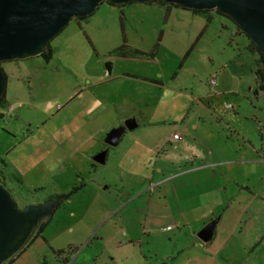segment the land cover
<instances>
[{
  "label": "rangeland",
  "instance_id": "1",
  "mask_svg": "<svg viewBox=\"0 0 264 264\" xmlns=\"http://www.w3.org/2000/svg\"><path fill=\"white\" fill-rule=\"evenodd\" d=\"M108 1L49 41L48 62L1 63L16 116L0 109V138L12 130L10 158L25 174L10 188L18 209L83 185L52 215L44 231L51 248L39 254L34 244L12 264H264V92L256 94L249 39L217 9L208 16ZM124 42L142 55L118 57ZM179 128L184 143L168 144ZM117 129L120 140L109 146L104 139ZM165 179L161 217L142 229V212L129 201ZM209 216L217 236L203 243L198 232ZM109 233L118 247L103 259L96 249L80 254ZM62 249L65 261L56 255Z\"/></svg>",
  "mask_w": 264,
  "mask_h": 264
},
{
  "label": "water",
  "instance_id": "2",
  "mask_svg": "<svg viewBox=\"0 0 264 264\" xmlns=\"http://www.w3.org/2000/svg\"><path fill=\"white\" fill-rule=\"evenodd\" d=\"M104 0H0V99L5 92V77L1 63L40 56L54 38L73 18L88 17ZM153 0H110L114 5L130 2L148 3ZM176 4L188 10L217 9L231 18L264 55V0H155ZM1 117V114H0ZM134 120L125 122V128H136ZM122 129L110 132L105 139L116 146ZM102 153L94 160L104 163ZM58 204V201L52 205ZM43 207H30L19 211L10 193L0 185V258L7 256L21 242L30 222L43 213ZM48 219V218H47ZM215 222L206 225L198 239L209 242ZM29 241V240H28ZM26 241L23 245L28 242ZM23 246V247H24Z\"/></svg>",
  "mask_w": 264,
  "mask_h": 264
},
{
  "label": "crops",
  "instance_id": "3",
  "mask_svg": "<svg viewBox=\"0 0 264 264\" xmlns=\"http://www.w3.org/2000/svg\"><path fill=\"white\" fill-rule=\"evenodd\" d=\"M4 72H5V70H4ZM112 72H113V67H112V64H111V68H110V72L108 73L107 72V74H108V76H110V74H112ZM6 73V72H5ZM211 81H215V84L214 85H210V82ZM210 82H209V86L212 88V86H217V81L216 80H214V79H212ZM88 85L90 86V85H92L91 84V81L89 80L88 82ZM93 87V86H92ZM219 87V86H218ZM88 90V89H87ZM87 90H85V91H87ZM84 91V92H85ZM6 101V100H5ZM6 105H7V102H6ZM65 105H67V104H64L63 106H61V109L65 106ZM14 111H16V109L15 110H12L11 111V116H16V114L14 115ZM75 118H77V117H75ZM72 120H74V119H72ZM76 122H77V119H76ZM8 123V122H7ZM8 127L11 129V127H12V129H16V127H15V125H12L11 123H8ZM12 130H10L9 132L10 133H12L11 132ZM9 132H7L6 134H4L5 135V137L3 136L2 138L3 139H1L0 138V159L1 160H3V162H4V168H3V170H4V172H5V174H6V176H7V182H8V186L11 188V189H16V185L17 184H19V182L18 181H20L21 179H23L25 176V174H24V172H23V170H22V167L21 166H19L17 163H14L13 162V160H12V158H10V155H11V153H12V151H13V149L11 148V146L10 145H8V143H7V140H6V138H9V137H12L13 135L12 134H10ZM176 133H180L182 136H183V133H182V131L180 130V128L179 129H176V130H173V132H172V135H174V134H176ZM171 135V136H172ZM93 135H91V136H89V137H92ZM171 136H169V138H168V144H170V145H182L183 143H184V137H183V140L182 141H180V142H176V143H172L171 141H170V139H171ZM88 137V138H89ZM104 142H105V139H104ZM83 145V143L82 142H80V143H77L76 144V149H79V148H81V146ZM12 150V151H11ZM92 155V154H91ZM91 155H89V156H91ZM86 157V155H84L83 156V158H85ZM32 167H35V166H32ZM203 167H199V168H195V169H193V168H191L189 171H186V172H184V173H182L181 175H184V174H189L190 172H202L204 169H202ZM159 171H161V170H159ZM11 178V179H10ZM170 179V178H169ZM169 179H165V180H163V182H161V184H153L152 185V187L151 188H149L147 191H146V193H144V192H142V193H140L139 195H137L136 196V198H134L133 200L131 199V201H129L130 203L132 202H135V205H136V211L138 212V211H140V212H142L141 214V216H142V229L144 228V227H149V226H151V223L154 221V219L155 220H158L161 216H159V214H158V206L160 205V203H161V201L162 200H166L167 199V197L170 195V188H168L167 186L161 191V188H160V186H164V185H166V182L169 180ZM13 180L14 181H16V182H13ZM37 190H43V189H36L35 191H37ZM219 191L220 192H222V191H225V190H223L222 188H219ZM63 193H66V192H56V193H53V194H50V196H49V198L50 197H52V196H55V195H60V194H63ZM252 193V192H251ZM127 195V194H126ZM144 195H146V199H142L143 198V196ZM163 202H166V201H163ZM126 208V207H125ZM54 214V213H53ZM52 214V215H53ZM52 215L46 220V226H45V228H44V230H43V232H42V234L40 235V236H36V232L34 233V235H33V237H31L30 238V240L25 244V246L23 247L24 248V250L22 251V253L20 254V255H22V254H24V253H26V252H30L29 250H30V248H32L33 246H34V244H40L41 246H42V248H41V250H40V252H39V254L42 252V251H44V250H48L49 248H51L50 246H49V241L47 240V239H45V237H44V231L46 230V228L49 226V224H50V219H51V217H52ZM165 216V215H164ZM167 217H171V218H173L174 216H173V214H169V216H167ZM164 218H166V217H164ZM206 221H208V223H211L212 222V217L211 216H209L208 218H206ZM179 222H182L183 223V225L185 226V227H190L192 224H189V223H187L186 222V220L185 219H183L182 221H179ZM205 225V224H204ZM192 227V226H191ZM205 227V226H204ZM217 227H218V224H216L215 226H214V231H213V237H212V239L210 240V241H212L216 236H217ZM201 231V230H200ZM199 231V232H200ZM198 232V233H199ZM196 233H197V231H196ZM128 239V241H126V242H124L123 243V245H127V243H133L132 241V238H127ZM114 235L112 234H108V235H99V236H93L89 241H86V245H85V248L81 251V255H84L86 252H88V250H90V251H92V250H97V252H98V256L100 257V260L101 259H103L104 257H105V255L109 252V250H112V249H116L118 246H116L115 244H114V246H111L112 244L110 243L111 241H113L114 242ZM209 241V242H210ZM96 243H98V247H96L97 245H95ZM121 245V244H120ZM46 246V247H45ZM75 251H76V248L74 249ZM62 251H63V249H62ZM96 253V252H95ZM39 254H38V256H39ZM19 255V256H20ZM96 255H97V253L95 254V255H93V259H96ZM19 256H17V258L14 260V262L15 261H17V259H18V257ZM65 255H61L60 257H58L59 258V260H63V261H65V257H64ZM80 256V255H79ZM67 260V259H66ZM13 262V263H14ZM101 262V261H100ZM12 264V263H11Z\"/></svg>",
  "mask_w": 264,
  "mask_h": 264
},
{
  "label": "trees",
  "instance_id": "4",
  "mask_svg": "<svg viewBox=\"0 0 264 264\" xmlns=\"http://www.w3.org/2000/svg\"><path fill=\"white\" fill-rule=\"evenodd\" d=\"M108 3L112 4L110 1H108ZM151 3H156V4H159L161 6H166L167 9L170 6H173L174 8L185 9V8L180 7L179 5L167 4V3L163 2V1L158 2V1L153 0V1H151ZM191 11L194 14H201V15H208L209 16V11L208 10H203V11L191 10ZM218 14L229 18L228 16L222 14L220 11H218ZM77 19L85 20V19H87V17H82V18H77ZM207 20L209 21L210 17H207ZM245 36L249 39V43H250L249 47H248L249 51L252 54L257 56L256 61H255V71H254L255 84H256V87H257L256 94H257L258 92H264V55L260 52L259 48L251 41V39L246 34H245ZM125 44H126V42H124V44L115 51V54L118 57L126 58L128 56L130 57V56H135V55H142V53H140L138 51H133L132 52V51L127 50V46ZM40 57L45 59L46 62H48L52 58V50H51L49 45L47 46L46 51H44L40 55ZM105 68H106V71L109 73L110 72V68H111V63H109V62L105 63ZM3 74H4V77H5V80H6V73L4 71H3ZM5 108L8 109L7 105H6V101H5V92H4V94L2 95V97L0 99V109H5ZM0 114H1L0 118L2 119L4 117V115L2 114V112H0ZM3 168H4V162H3V160L0 159V185L3 186L8 192L11 193V189L8 186V182H7L8 179H7V176H6ZM82 188H83V185L79 184L78 186L73 187L71 190H69L66 193L50 197V200L58 201L57 208H56V209H58L64 202H66L73 195L77 194L80 190H82ZM46 224L47 223L43 224L38 229V231L36 233L37 237L42 234ZM23 250H24V248L18 253L17 256H19L22 253ZM62 254H64V251L56 252V255L58 257H60ZM14 260H15V257L10 259V261L7 264L13 263Z\"/></svg>",
  "mask_w": 264,
  "mask_h": 264
},
{
  "label": "flooded vegetation",
  "instance_id": "5",
  "mask_svg": "<svg viewBox=\"0 0 264 264\" xmlns=\"http://www.w3.org/2000/svg\"><path fill=\"white\" fill-rule=\"evenodd\" d=\"M9 193H10V192H9ZM10 195H11V197H13V196H12V193H10ZM12 199H13V198H12ZM13 201L15 202V204H17V202L15 201V199H13ZM55 201H56V200H50V198H49V199L44 200V201H42V202H39V203H37V204H34V205H33V204H32V205H28V206H26L25 208H21V209H18V207H17V205H16V207H17V209H18L19 211H23V210H25V209H27V208H30V207H43V206H45L47 203H50V206L47 207L46 210H45L43 213L37 215V216L35 217V219H34L33 221L30 222V227H29L27 233L25 234V236L23 237V239L21 240V242L18 243V244L14 247V249L11 250V252H10L7 256L0 258V264H7V263L10 261V259H12L15 255H18V253L23 249V246H24L23 244H24L26 241L30 240V238L33 237L34 233H35V232L37 233L38 229H39L43 224L46 223L47 218H49V217H50V216H51V215L57 210V209H56V208H57V204L52 205V203L55 202Z\"/></svg>",
  "mask_w": 264,
  "mask_h": 264
},
{
  "label": "built area",
  "instance_id": "6",
  "mask_svg": "<svg viewBox=\"0 0 264 264\" xmlns=\"http://www.w3.org/2000/svg\"><path fill=\"white\" fill-rule=\"evenodd\" d=\"M215 84V81H211L210 82V85H214ZM14 108H8V113L11 112ZM183 140V136L180 134V133H176L174 135L171 136V139L170 141L172 143H176V142H180Z\"/></svg>",
  "mask_w": 264,
  "mask_h": 264
}]
</instances>
